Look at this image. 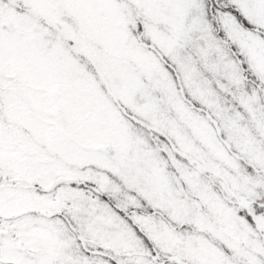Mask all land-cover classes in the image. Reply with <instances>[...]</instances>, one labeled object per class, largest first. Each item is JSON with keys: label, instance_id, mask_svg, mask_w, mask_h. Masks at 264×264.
Returning a JSON list of instances; mask_svg holds the SVG:
<instances>
[{"label": "snow or ice", "instance_id": "1", "mask_svg": "<svg viewBox=\"0 0 264 264\" xmlns=\"http://www.w3.org/2000/svg\"><path fill=\"white\" fill-rule=\"evenodd\" d=\"M0 264H264V0H0Z\"/></svg>", "mask_w": 264, "mask_h": 264}]
</instances>
